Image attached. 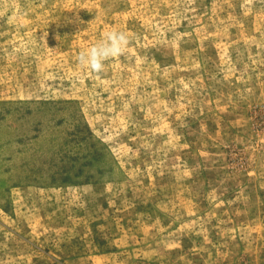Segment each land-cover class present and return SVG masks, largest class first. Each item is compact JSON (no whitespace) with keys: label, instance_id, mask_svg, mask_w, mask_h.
Instances as JSON below:
<instances>
[{"label":"rangeland","instance_id":"obj_1","mask_svg":"<svg viewBox=\"0 0 264 264\" xmlns=\"http://www.w3.org/2000/svg\"><path fill=\"white\" fill-rule=\"evenodd\" d=\"M0 264H264V0H0Z\"/></svg>","mask_w":264,"mask_h":264},{"label":"clouds","instance_id":"obj_2","mask_svg":"<svg viewBox=\"0 0 264 264\" xmlns=\"http://www.w3.org/2000/svg\"><path fill=\"white\" fill-rule=\"evenodd\" d=\"M47 34L44 35L46 42ZM131 38L122 30L105 32L101 39L77 55V63L89 72L99 75L105 71L106 62L125 54Z\"/></svg>","mask_w":264,"mask_h":264}]
</instances>
